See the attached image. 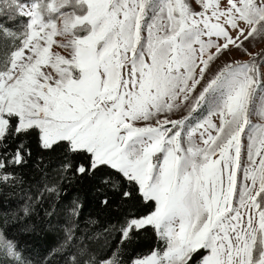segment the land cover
<instances>
[{
  "label": "snow or ice",
  "instance_id": "6c2138e0",
  "mask_svg": "<svg viewBox=\"0 0 264 264\" xmlns=\"http://www.w3.org/2000/svg\"><path fill=\"white\" fill-rule=\"evenodd\" d=\"M262 64L264 0H0V264H264Z\"/></svg>",
  "mask_w": 264,
  "mask_h": 264
},
{
  "label": "rangeland",
  "instance_id": "374dc122",
  "mask_svg": "<svg viewBox=\"0 0 264 264\" xmlns=\"http://www.w3.org/2000/svg\"><path fill=\"white\" fill-rule=\"evenodd\" d=\"M223 22L224 21L222 20L221 23ZM213 43H215V41H213ZM261 67H262V70H264V64H262ZM214 99L215 97L210 94L207 98V102L201 107V109L197 113V116L194 117L193 119H196L199 116H203L208 110L209 105L213 102ZM262 103H264V81H262L261 87L254 92L253 99H252V105L254 109H258ZM191 122L192 121H190V123Z\"/></svg>",
  "mask_w": 264,
  "mask_h": 264
},
{
  "label": "trees",
  "instance_id": "16d2710c",
  "mask_svg": "<svg viewBox=\"0 0 264 264\" xmlns=\"http://www.w3.org/2000/svg\"><path fill=\"white\" fill-rule=\"evenodd\" d=\"M9 247L7 241H5L2 237H0V248L7 249ZM54 264V262H53Z\"/></svg>",
  "mask_w": 264,
  "mask_h": 264
}]
</instances>
